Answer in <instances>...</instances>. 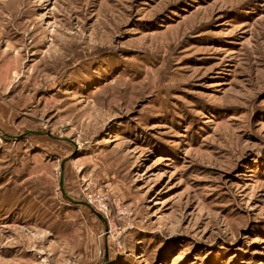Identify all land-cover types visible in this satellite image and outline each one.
<instances>
[{
  "label": "rangeland",
  "instance_id": "1",
  "mask_svg": "<svg viewBox=\"0 0 264 264\" xmlns=\"http://www.w3.org/2000/svg\"><path fill=\"white\" fill-rule=\"evenodd\" d=\"M0 264H264V0H0Z\"/></svg>",
  "mask_w": 264,
  "mask_h": 264
},
{
  "label": "built area",
  "instance_id": "2",
  "mask_svg": "<svg viewBox=\"0 0 264 264\" xmlns=\"http://www.w3.org/2000/svg\"><path fill=\"white\" fill-rule=\"evenodd\" d=\"M84 201L108 222L125 214L118 199H110L102 193L87 192Z\"/></svg>",
  "mask_w": 264,
  "mask_h": 264
},
{
  "label": "water",
  "instance_id": "3",
  "mask_svg": "<svg viewBox=\"0 0 264 264\" xmlns=\"http://www.w3.org/2000/svg\"><path fill=\"white\" fill-rule=\"evenodd\" d=\"M75 203H77V202H75ZM96 213V212H95ZM97 214V217L102 221V222H104V219H103V217L100 215V214H98V213H96Z\"/></svg>",
  "mask_w": 264,
  "mask_h": 264
}]
</instances>
